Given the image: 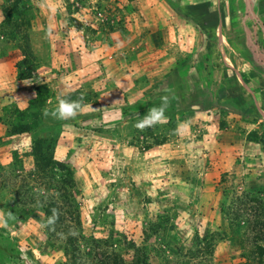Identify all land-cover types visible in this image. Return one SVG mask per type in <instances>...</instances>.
Listing matches in <instances>:
<instances>
[{
	"label": "rangeland",
	"instance_id": "rangeland-1",
	"mask_svg": "<svg viewBox=\"0 0 264 264\" xmlns=\"http://www.w3.org/2000/svg\"><path fill=\"white\" fill-rule=\"evenodd\" d=\"M151 1L0 0V219L8 205L19 211L0 226V264H107L109 256L125 264L139 256L149 264H264V115L210 52L228 48L231 33L240 36L244 56L235 68L244 83L253 81L264 109V67L244 47L249 37V50L264 53V0L223 26L226 41L205 29L204 68L189 71L182 61L183 70L160 55L140 65L126 55L111 59L141 31L143 16L133 10L156 16ZM15 6L22 12L16 28L17 15L6 17ZM255 58L264 64V55ZM155 62L158 71H142ZM71 90L84 96L75 118L44 115L36 133L9 134L12 107L39 91L51 110ZM163 97L164 121L136 128ZM193 100L196 109H187ZM242 130L238 141L229 133ZM46 134L56 135L55 159L74 174L66 196L58 175L34 167L30 155L33 135ZM48 199L57 206L54 224L40 210Z\"/></svg>",
	"mask_w": 264,
	"mask_h": 264
},
{
	"label": "crops",
	"instance_id": "crops-1",
	"mask_svg": "<svg viewBox=\"0 0 264 264\" xmlns=\"http://www.w3.org/2000/svg\"><path fill=\"white\" fill-rule=\"evenodd\" d=\"M152 1L151 3L154 5V8L151 9V12L156 13V16L152 15L148 17L147 12L144 13L142 12V9L139 8L133 10V12H137L143 16V18L138 21L141 31L137 28L138 31L135 32L133 37L134 43L130 46V48L126 47V43L124 42L127 40H125L122 48L120 47L121 50L118 54L115 52L110 54L111 59L120 58V56L126 55L128 57H132L129 65L132 63L140 65L139 61L142 58L156 57L157 55H160L174 59L173 61H180V67L183 70H185V67L181 65L183 63L182 61H187V64H191L187 67L189 68V71H192L195 66L204 68L208 63V58L211 54L213 56H218L220 59H223V65H225V68H228L227 71L231 68L234 70L236 77L240 78L241 83H243L246 90L248 89L247 91H249L248 93H250L251 98L254 101L256 110L260 114L264 115V109L261 108L258 103L259 97L257 94L254 96L255 92H252V90L256 87L254 86L253 81L249 80L248 84L244 83V81H242V73L245 72H243V69L240 71L235 68L237 59L244 56L242 54L239 55L237 52V46L239 42L243 40L240 39V36L236 37L234 36L235 34L231 33V36L228 38L230 43L229 47L213 49L212 53V50L210 51L206 49V44L208 43L207 36L205 34V29L200 27L201 24H204L206 28L209 26L208 28L214 33L211 35H215L217 40L220 42L226 41L223 26L234 25L236 21L239 20L237 12L242 13L249 11V13L252 14L253 11L250 9L254 4V0H239L237 3L233 0H175L174 2L171 0H169V2L168 0H158L159 2H157V6ZM237 6L241 9V11L236 9ZM151 12L150 14H152ZM250 21L251 20H248L247 22L250 23ZM138 22L135 24L138 25ZM213 38L215 37H211V39ZM248 39L250 38H246V44L244 43V47H246L248 53L250 52L251 55H253V58L256 60V64L260 65L261 68L259 67V69L263 70L264 64L255 58V53L257 52L261 56L264 55V53L258 50L257 46L254 45L253 46L257 49L253 48L252 50H249L248 47L252 44V41H248ZM208 51H210L211 54H209ZM126 65L127 64H125V66ZM218 67H222V65ZM158 68L159 63L155 62L144 67L142 71L151 73L154 72L152 69H157L158 71ZM116 69L121 70V67L118 65ZM171 69L172 66H170L168 71L171 72ZM218 72L223 71L218 70L217 73ZM147 78H149V76ZM230 83H232V81H230L229 84ZM222 84L225 86L223 88V96L229 95H224L228 92V86L226 83ZM200 100L201 102L203 101L199 96V103ZM237 100L238 98H232L231 102H236ZM195 102L196 100H193L191 106L196 109L197 105H195ZM192 107H190V110H195L191 109ZM191 112L193 113L194 111ZM229 133H231V131ZM231 135L233 136L232 138L237 139V141L239 140V136L243 137L236 132L235 135L233 133Z\"/></svg>",
	"mask_w": 264,
	"mask_h": 264
},
{
	"label": "trees",
	"instance_id": "trees-1",
	"mask_svg": "<svg viewBox=\"0 0 264 264\" xmlns=\"http://www.w3.org/2000/svg\"><path fill=\"white\" fill-rule=\"evenodd\" d=\"M12 13H15V15H17L14 20L15 22L14 26L16 28L18 27L16 22L18 18H20V15L22 14V12L18 10L17 6L11 8L10 13L6 15L9 21L11 20L10 18L12 17ZM200 27L202 29H206V26L204 24H201ZM14 34L15 32L12 33L13 36ZM18 67H20L19 71L23 69L21 68V66H18ZM61 98L69 99V100H79L81 101V106L84 100V96L79 90H71V91L65 92ZM44 105H45V98L38 91L34 97H31L27 100V103L24 107L22 108L12 107L10 111L13 114L12 115L13 118H12V121L9 127V134L10 135H20L23 133H36L37 130L40 129L44 123V119H43L44 118ZM187 107L190 109L191 101L190 103H188V106H186V108ZM223 128H224V123L221 121L219 123V129L223 130ZM231 133L235 135V132H231ZM245 133L246 131L242 130L240 134L242 136ZM254 136L255 134L252 131H249L246 134V138H248L251 141L254 138ZM56 141H57V137L55 134H46L44 136L33 135V138L30 143V155L32 156L34 167H36L37 169L41 171H47V172L52 173L53 175L54 174L58 175L56 178V181L62 184L63 195L66 196L65 194L66 189H71L75 186L74 174L72 170L70 169L69 165H67L63 161L55 159L54 150H55ZM40 207H41L40 210L44 213L45 217H48V216L52 217L53 214L57 210L56 202L54 201V199H50V200L48 199L45 203L41 204ZM5 210L7 211V215L8 213L12 214L13 218L10 219L9 221H13L16 219L18 220L19 211L17 207L8 205ZM46 238L47 240L49 238L48 232L46 233ZM64 250H66V247H64ZM139 257L141 258H138L137 260H135L134 264H149V262L144 256H139ZM109 259H110L109 263L107 264H125L122 260L118 259L117 257L109 256Z\"/></svg>",
	"mask_w": 264,
	"mask_h": 264
},
{
	"label": "clouds",
	"instance_id": "clouds-1",
	"mask_svg": "<svg viewBox=\"0 0 264 264\" xmlns=\"http://www.w3.org/2000/svg\"><path fill=\"white\" fill-rule=\"evenodd\" d=\"M167 105H168V98L163 97L161 104L157 107L150 108L148 110L147 115H145L143 119L138 120L134 126L140 130H144L145 128L154 127L158 123L163 122L165 119V112L167 109ZM80 109H81V101L60 98L55 108L51 110L46 108L44 110V115L45 116L51 115L56 119L66 120L70 118H75L78 115ZM12 218H13L12 214L8 213L7 218L0 219V226L6 227L8 224V220ZM55 219L56 216L54 213L52 217H49L47 221L48 224H54Z\"/></svg>",
	"mask_w": 264,
	"mask_h": 264
}]
</instances>
